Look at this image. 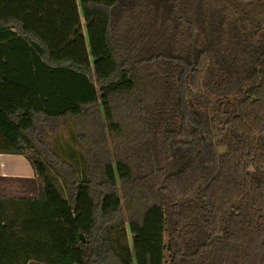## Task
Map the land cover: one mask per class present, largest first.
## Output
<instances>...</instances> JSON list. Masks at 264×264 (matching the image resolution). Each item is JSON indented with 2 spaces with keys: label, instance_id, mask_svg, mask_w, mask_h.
Listing matches in <instances>:
<instances>
[{
  "label": "trees",
  "instance_id": "obj_1",
  "mask_svg": "<svg viewBox=\"0 0 264 264\" xmlns=\"http://www.w3.org/2000/svg\"><path fill=\"white\" fill-rule=\"evenodd\" d=\"M0 80V264H264V0H0Z\"/></svg>",
  "mask_w": 264,
  "mask_h": 264
},
{
  "label": "crops",
  "instance_id": "obj_2",
  "mask_svg": "<svg viewBox=\"0 0 264 264\" xmlns=\"http://www.w3.org/2000/svg\"><path fill=\"white\" fill-rule=\"evenodd\" d=\"M39 196L38 179L30 162L24 156L0 154V197L38 199ZM7 242L10 244L0 246V257L19 255L21 248L18 241L15 243V236L12 235Z\"/></svg>",
  "mask_w": 264,
  "mask_h": 264
},
{
  "label": "rangeland",
  "instance_id": "obj_3",
  "mask_svg": "<svg viewBox=\"0 0 264 264\" xmlns=\"http://www.w3.org/2000/svg\"><path fill=\"white\" fill-rule=\"evenodd\" d=\"M27 91L28 90L26 88H24V87H21V86H18V85H14V84H10L8 82H0V100L1 99H5V98L16 97V96H19V95H21L23 93H26ZM58 139H59L60 144L67 151H69V149H71L70 147H73V145L75 144L72 141L71 133L66 128H62L59 131L58 135L52 137L51 141L54 144V142L55 143L58 142ZM60 144H58V145H60ZM50 146H51V144H50ZM74 146L75 147H73V150H76V148H77V150L79 151L78 146L77 145H74ZM60 154L64 158H67L68 160L70 159V157L67 156L68 154H66L65 152H61ZM75 159L80 161V157L79 156H76Z\"/></svg>",
  "mask_w": 264,
  "mask_h": 264
},
{
  "label": "water",
  "instance_id": "obj_4",
  "mask_svg": "<svg viewBox=\"0 0 264 264\" xmlns=\"http://www.w3.org/2000/svg\"><path fill=\"white\" fill-rule=\"evenodd\" d=\"M83 237V236H82Z\"/></svg>",
  "mask_w": 264,
  "mask_h": 264
}]
</instances>
